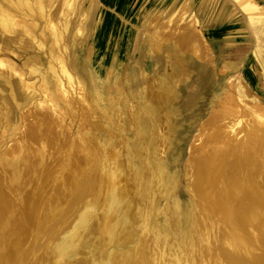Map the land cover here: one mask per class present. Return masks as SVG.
Returning a JSON list of instances; mask_svg holds the SVG:
<instances>
[{"label":"bare ground","instance_id":"6f19581e","mask_svg":"<svg viewBox=\"0 0 264 264\" xmlns=\"http://www.w3.org/2000/svg\"><path fill=\"white\" fill-rule=\"evenodd\" d=\"M0 264H264V0H0Z\"/></svg>","mask_w":264,"mask_h":264},{"label":"rangeland","instance_id":"374dc122","mask_svg":"<svg viewBox=\"0 0 264 264\" xmlns=\"http://www.w3.org/2000/svg\"><path fill=\"white\" fill-rule=\"evenodd\" d=\"M222 117L223 116H221L219 118H216L215 121H214V124L211 125V126L210 125H204L203 126V129H204L203 133L197 135L196 139H199V141H197L196 144L194 143L195 146H197V147L201 146L209 137H211L214 134L215 130L217 131V129L225 126L226 123H229L232 120V118H230V119L229 118H227V119L224 118L225 121H223V120H221ZM236 128H237L238 131H241L243 129L242 126L241 127H236ZM243 136H244V133H242L239 138H242ZM194 142H196V141L194 140Z\"/></svg>","mask_w":264,"mask_h":264}]
</instances>
